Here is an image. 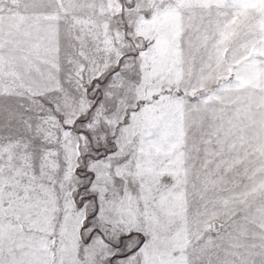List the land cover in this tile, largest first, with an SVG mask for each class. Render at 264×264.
I'll list each match as a JSON object with an SVG mask.
<instances>
[{"label":"snow or ice","instance_id":"6c2138e0","mask_svg":"<svg viewBox=\"0 0 264 264\" xmlns=\"http://www.w3.org/2000/svg\"><path fill=\"white\" fill-rule=\"evenodd\" d=\"M0 264H264V0H0Z\"/></svg>","mask_w":264,"mask_h":264}]
</instances>
